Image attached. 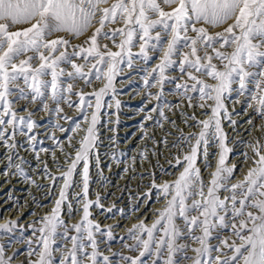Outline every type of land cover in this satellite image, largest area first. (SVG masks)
<instances>
[{"label": "snow or ice", "instance_id": "1", "mask_svg": "<svg viewBox=\"0 0 264 264\" xmlns=\"http://www.w3.org/2000/svg\"><path fill=\"white\" fill-rule=\"evenodd\" d=\"M116 24L120 26L108 27ZM218 28L222 30L211 31ZM85 36L80 44L73 43ZM101 41L110 42L116 50ZM153 53H159V62L149 67ZM169 70L178 75H169ZM133 71L143 73L140 139L169 146L173 133L165 124L171 125L176 136L170 149L176 154L167 163L178 175L158 183L156 173H148L144 206L154 193L164 206L152 212L156 218L151 224L146 223L145 214L126 229L132 243L119 238L124 248L138 254L112 252L109 246L112 256L118 257L113 261L100 245L116 239L114 226L102 227L94 220L93 210L112 213L116 205L106 208L100 192L91 198V169L95 167L96 175L103 178L101 118L109 117L104 127L113 133L109 141L115 145L122 104L117 83H124L117 77L127 75L132 84ZM205 77L215 83L206 82ZM97 82L98 88L94 87ZM168 83L193 109L191 114L180 113L182 123L199 131L185 133L166 114L181 106L164 100ZM240 103L246 104L245 115L251 109L264 121V0H0V147L5 150L0 175L22 178L37 189L44 187L22 167L19 149L24 148L33 154L42 178L49 181L46 197H55L51 210L27 225L32 238L21 241L28 247L27 264H181L182 260L264 264V136L230 139L225 124L237 129L234 116L240 113L235 105ZM63 106L76 115L69 116ZM195 109L204 110L207 118L198 119ZM37 112L47 114L50 127L33 118ZM246 123L257 127L252 117ZM41 128L52 146L37 150L43 143L36 131ZM156 128L165 132L159 141ZM251 128L245 131L251 134ZM258 130L264 131V124ZM237 144L244 147L242 165H248L240 179L235 175L238 165L230 162ZM42 153L50 156L55 171L48 159H41ZM159 154L149 153L144 146L138 150L142 160ZM136 158L132 157L133 164ZM202 168L213 169L207 181ZM123 171L128 173L130 168ZM132 199L137 204L130 210L137 213L140 197ZM116 211L121 217L127 215L124 208ZM76 215L79 220L70 222ZM17 230L23 232L25 226L16 219L0 224V233L7 237L0 242V264H13L18 255L7 254ZM181 240L199 247L191 248ZM189 250L195 256H188Z\"/></svg>", "mask_w": 264, "mask_h": 264}, {"label": "rangeland", "instance_id": "2", "mask_svg": "<svg viewBox=\"0 0 264 264\" xmlns=\"http://www.w3.org/2000/svg\"><path fill=\"white\" fill-rule=\"evenodd\" d=\"M113 2V0H110ZM107 6V5H103ZM168 10V9H166ZM119 24L116 25H108V27H119ZM107 30V28L105 29ZM222 29H212L211 31H221ZM91 32L87 33L90 35ZM80 37L78 39L73 40V43L80 44L85 38ZM119 42V41H117ZM101 43H108L109 47L112 48L113 51L116 49L112 47L111 43L108 41H101ZM133 51H138L137 48H133ZM153 59L149 61V67L158 63V55L159 53H153ZM128 70L126 69V72ZM143 73H137L135 71L132 72V80L134 83L129 84V80L127 75L117 77V81L123 80L124 83H117L118 89V98L121 100V109H120V124L117 126V132L115 133L117 137V142L115 145L111 144L109 141V137L113 135V133L107 131L104 127L105 121L109 119L107 116H103L101 118L100 124V132L101 139L103 141L101 145V156H102V164L103 168V178L96 175V169L93 167L91 169L92 175V183L90 185V193L91 198H95V193L100 192L103 199V203L105 207H110L113 203L116 205V209L124 208L127 212V215L121 217V215L113 209L112 213H106L103 209H94L93 210V218L96 222H98L102 227H107L108 225H113V233L116 239L112 241H108V244H101L100 249L104 252L105 255H109L113 261L118 260V257H113L111 252H109L108 247H111L112 252H121L123 255L135 256L138 253L134 251H130L127 248L123 247V242L119 239L121 236L126 237V229L130 228L133 224L138 222V218H142L147 214L146 223L151 224V222L156 218L152 215V212L156 209H160L164 206V203L157 202L155 193L153 194L152 200L147 201V207L144 206L143 193L147 190V186L149 184V172H155L157 176V182H162L164 180L172 181L178 175V171L170 166L167 161L172 159L173 155L176 154L175 149H170L171 142L175 139L176 132L175 129L171 127V125L165 124V129L171 131L173 133L172 136L168 137L169 146H165L162 143H158L153 145L152 141H141V131L140 125L143 123L142 117L143 113L138 112V109L143 106V97L144 93L142 91V81L140 80V76ZM169 75H178V72L175 70H169ZM206 82L210 84H214L215 81L210 78H206ZM189 83H191L189 81ZM80 85H78L79 87ZM101 85L97 82L94 87H100ZM251 87V85L249 86ZM84 91L89 92L92 91L91 88H85ZM153 92L156 89H152ZM172 93V94H170ZM73 99H76L73 97ZM111 97H106L105 100H110ZM242 101L245 99L244 97L240 98ZM164 100L172 103L173 105L180 104L179 109H173L172 112H168L166 110V114L170 119L176 120L177 124L180 128L184 130L185 133L199 131L197 128H189L182 123L183 117H181V112H187L191 114L193 109L187 107L186 102H183L179 96L174 94V85L172 83H168L165 85V97ZM156 102L153 101L149 104V107H152ZM195 103V100L193 101ZM211 103V101H209ZM19 107V105H18ZM34 107V106H33ZM65 108V112L69 116H75L76 113L73 109L67 108V106H63ZM232 105L229 103V110L231 111ZM236 112L240 113L239 116H234L238 121V127L235 131L232 128L228 127L225 124V130L229 133L230 139H241L244 140H253L254 138L264 136V131L258 130L259 126L264 124V121L260 120L255 116V113L252 112L251 109L248 110V114L245 115L246 104L240 103L235 105ZM107 111V109H105ZM204 110L195 109V113L198 119H206L204 116ZM20 115H26L24 112H20ZM155 115V114H153ZM252 117L254 125L256 128H251L246 121ZM38 120L41 125L46 127H50V122L47 117V114L44 112H37L33 117ZM114 119V117H113ZM63 124L64 122L61 121ZM67 126V125H65ZM147 126L151 129L154 127L152 121L147 122ZM111 127V125H109ZM251 128V134L249 131H245V129ZM37 136L38 140H42V144L37 145V150L40 147H51V140L48 139L44 135V128L38 129ZM238 133V135H237ZM57 136H61L62 134L56 132ZM165 135L164 130L159 128L155 129V139L159 141ZM19 139H23L22 137ZM79 139V137H77ZM147 147L149 149V153L151 151H158L159 156L149 155V160H142L138 156V150L142 147ZM244 150L242 144H237L235 146V152L232 157H230V162L237 164L238 168L236 171V179L242 178L244 172H246L248 165H242V158L240 157V152ZM71 151V149H69ZM5 154V150L0 147V157H3ZM115 156L112 159V156ZM251 155V153H249ZM20 157L24 158V167L25 171L31 175L37 184H41L44 187L37 189L35 185H30L26 183L22 178L12 177L8 178L0 175V224L7 222L10 219H16L19 223L25 226V230L20 232L17 230L13 234V243L11 247L7 249V254L11 255L13 252H17L18 255L13 261V264H27L26 253L28 251V247L26 243L21 241H26L29 238H32V229L28 228L27 225L37 219L38 217L44 215L49 212L53 207V201L55 197H46V188L49 183L46 179H43L39 174L37 169L39 165L34 158L33 154L30 151H25L24 148L19 149ZM57 155L60 153L57 151ZM137 157L135 163L133 164L132 157ZM41 159H48L49 166L52 167L50 156L47 154H41ZM61 162H63V157H61ZM214 163V161H213ZM109 165L111 168L109 170ZM3 163H0V169H3ZM162 166V167H161ZM130 168L128 173L123 171L124 168ZM134 169V171L132 170ZM52 170L55 171V168L52 167ZM213 169L204 170L202 168V173L205 181L209 179V172ZM140 174L144 175V179H140ZM103 179V184H101V180ZM235 182V181H233ZM140 197V203L137 205L140 208V211L137 213L131 212V207L134 204H137L135 199L132 197L138 196ZM35 201V202H34ZM43 205V207H41ZM22 206V207H20ZM19 208V210H17ZM35 212L36 215H32ZM80 216L76 215L75 219L70 221L72 223L79 220ZM67 219V216H65ZM199 234V233H197ZM7 237L0 233V242H6ZM99 239V237H98ZM128 243H132L131 240H127ZM181 243H188L191 245V248L199 247L198 243H195L191 240H181ZM58 243H61L58 241ZM215 243V241H213ZM35 247V244H33ZM68 247H71L69 244ZM231 254V253H229ZM188 256H195V253L191 250L187 253ZM55 256L59 258L60 253L56 252ZM37 257L33 256L31 259L35 260ZM181 264H192V260H182Z\"/></svg>", "mask_w": 264, "mask_h": 264}]
</instances>
